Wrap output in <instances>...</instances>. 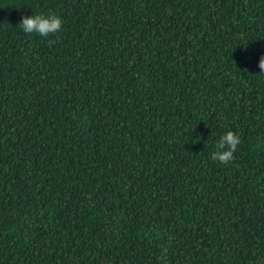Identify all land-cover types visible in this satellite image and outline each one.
I'll list each match as a JSON object with an SVG mask.
<instances>
[{"label": "trees", "instance_id": "trees-1", "mask_svg": "<svg viewBox=\"0 0 264 264\" xmlns=\"http://www.w3.org/2000/svg\"><path fill=\"white\" fill-rule=\"evenodd\" d=\"M262 55L264 0H0V264H264Z\"/></svg>", "mask_w": 264, "mask_h": 264}, {"label": "clouds", "instance_id": "clouds-1", "mask_svg": "<svg viewBox=\"0 0 264 264\" xmlns=\"http://www.w3.org/2000/svg\"><path fill=\"white\" fill-rule=\"evenodd\" d=\"M19 24L22 26L25 33H37L41 37H49L60 31L62 20L54 14H48L47 16L39 14L23 17ZM48 43L52 44L55 43V41L49 40ZM258 67L260 73L264 74V55L260 57ZM241 142L239 134L234 133L233 131H228L221 136L216 143V150L211 153V159L222 164H228L234 159V152L237 150L238 145H240Z\"/></svg>", "mask_w": 264, "mask_h": 264}]
</instances>
